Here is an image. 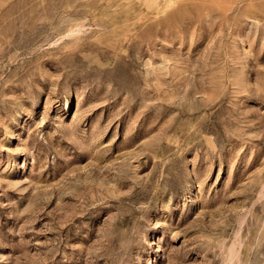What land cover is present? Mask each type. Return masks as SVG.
Listing matches in <instances>:
<instances>
[{
  "label": "rangeland",
  "instance_id": "1",
  "mask_svg": "<svg viewBox=\"0 0 264 264\" xmlns=\"http://www.w3.org/2000/svg\"><path fill=\"white\" fill-rule=\"evenodd\" d=\"M0 264H264V0H0Z\"/></svg>",
  "mask_w": 264,
  "mask_h": 264
}]
</instances>
